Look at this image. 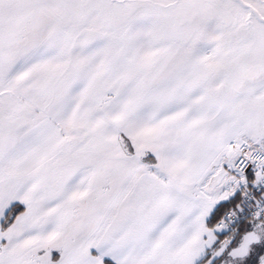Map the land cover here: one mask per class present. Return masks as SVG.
<instances>
[{"label":"snow or ice","instance_id":"obj_1","mask_svg":"<svg viewBox=\"0 0 264 264\" xmlns=\"http://www.w3.org/2000/svg\"><path fill=\"white\" fill-rule=\"evenodd\" d=\"M0 264H264V0H0Z\"/></svg>","mask_w":264,"mask_h":264}]
</instances>
